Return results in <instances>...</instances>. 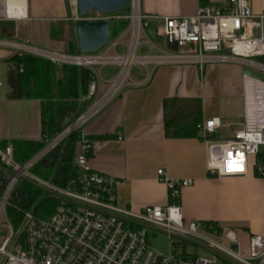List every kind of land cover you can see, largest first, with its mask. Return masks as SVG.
<instances>
[{"label":"built area","instance_id":"built-area-1","mask_svg":"<svg viewBox=\"0 0 264 264\" xmlns=\"http://www.w3.org/2000/svg\"><path fill=\"white\" fill-rule=\"evenodd\" d=\"M13 1L11 4L10 0H0V21L27 17V0ZM67 2L73 12L72 19H92L79 14L76 0ZM140 2L127 1L125 19L129 37L123 52L118 51L122 45L119 36L96 52L46 49L30 44L27 38L17 40L16 33L10 38L0 37V47H8L12 55H36L91 72L83 96L86 104L53 136L43 134L35 153L18 161L10 143L0 146V166L8 172L0 190V226L7 229L0 246L3 254L0 264H264V234L250 233L243 239L237 229L184 218L183 208L175 199L179 189L191 185L193 178H170L158 169L159 181L165 184L169 201L163 206L148 204L131 210L118 203L116 179L91 169L88 164L92 142L83 131L84 125L125 87L132 65L144 67L149 76L161 64L191 63L203 72L206 64L225 61L264 75V0L260 1L259 10L253 8L251 0H216V3L196 6L187 15L162 16L161 33L170 46L176 43L177 49L157 53L151 49L137 52L143 42L141 31L150 25ZM96 18L106 16L96 11L92 20ZM112 65L116 66V73L104 78L103 68ZM241 82L244 115L234 136L210 137L219 124L215 117L202 119L195 125L206 145L205 169L212 176H238L252 170L264 177L261 154L264 151V81L243 73ZM104 83L105 87H101ZM74 132L78 134V141L65 155L70 153V162L77 167L75 177L62 186L32 173L31 169L56 152L63 142L67 147ZM24 178L56 198V208L44 216L26 208L15 229L6 208L17 181ZM148 227L166 234L167 252L162 253L150 244ZM189 248H201L207 255L190 253Z\"/></svg>","mask_w":264,"mask_h":264},{"label":"crops","instance_id":"crops-1","mask_svg":"<svg viewBox=\"0 0 264 264\" xmlns=\"http://www.w3.org/2000/svg\"><path fill=\"white\" fill-rule=\"evenodd\" d=\"M260 1L251 0L255 10L260 9ZM202 2L216 3V0H141L140 7L150 24L145 30L155 36L162 34V16L193 13ZM26 13L27 17L18 21H0V37L10 38L16 33L17 40L27 38L34 46L79 52L76 21L67 0H27ZM126 32L116 36L121 40ZM149 49L153 53L165 50L152 41ZM11 56L8 47H0V146L10 143L14 148L16 143H23L18 155L13 151L14 156L26 159L41 145L42 104L40 98L19 96L17 74L21 67ZM107 67L102 70L104 78L113 73ZM242 74L243 68L238 63L225 61L206 64L202 73L195 64L173 63L158 65L149 76L144 67L130 74L120 93L83 128L92 142L88 164L91 169L116 179L115 194L121 206L139 210L148 204L163 206L168 202L158 169L170 178L194 179L191 185L179 189L175 200L183 208L186 220L212 221L219 227L218 218L237 207L240 199L247 203L252 199L247 185L264 191V177L252 170L238 176L207 174L206 145L198 132L191 137L168 135L190 123L198 111V121L218 119L213 132L223 133L218 139L234 136L244 115ZM163 99L168 100L165 107ZM82 107L79 103L75 110L69 111L64 123ZM174 115H177L175 122L166 130L165 119ZM7 176V170L0 166V190ZM247 229L246 236L264 234V216Z\"/></svg>","mask_w":264,"mask_h":264},{"label":"trees","instance_id":"trees-1","mask_svg":"<svg viewBox=\"0 0 264 264\" xmlns=\"http://www.w3.org/2000/svg\"><path fill=\"white\" fill-rule=\"evenodd\" d=\"M108 23L111 29V38L126 28L128 20L127 18L116 19ZM11 59L21 67L17 74V90L19 96L40 98L42 104V132L44 135L53 136L55 132L68 123H64V120L69 111L75 110V106L79 103L80 106L86 104V99H84L83 96L87 91L86 86L91 79V72L84 67H78L71 64H56L36 55L21 54L19 56L14 54L11 56ZM163 100V106L165 107L168 100ZM79 110L80 109L76 110L75 113ZM196 114L197 115L192 121H190V123H185L182 126L173 129L169 134L167 132V134L173 137H191L197 135L198 131L195 125L199 118L198 111ZM176 118L177 115H174L165 119L164 126L166 127V130L173 124V122H175ZM77 141L78 134L74 132L68 140V151L73 150L72 148ZM23 146V143H16L13 148L15 153L17 154ZM16 154V158L23 161L25 156L20 158L17 156L18 154ZM261 154L264 156V151H262ZM56 156L55 153V156L49 160H46V157L43 158L33 167V171L46 177L53 167ZM70 157V153L64 155L60 167L56 169L51 178L54 182L62 186H65L67 182L70 181V178L75 177L78 173L77 167L70 162ZM13 192L10 195L6 213L9 221L15 229H18L22 218V211L26 208L32 209L33 212L39 216L50 214L56 208V198L47 195L42 191L41 187H38L34 182L27 178L19 179ZM170 200L174 201V199ZM207 223L218 226L217 223L212 221ZM21 236L22 235L20 234L19 239L22 238Z\"/></svg>","mask_w":264,"mask_h":264},{"label":"rangeland","instance_id":"rangeland-1","mask_svg":"<svg viewBox=\"0 0 264 264\" xmlns=\"http://www.w3.org/2000/svg\"><path fill=\"white\" fill-rule=\"evenodd\" d=\"M205 3L206 2H202L201 4H205ZM126 13H127V10H126V6H125V8L121 9V11L113 12V13H110L109 15H105L106 16L105 19L108 22L114 21L116 19H125ZM88 16L92 19L95 18L96 11L90 12ZM61 27H63V26H61ZM123 31H127V26ZM119 34H117V35H119ZM113 37H115V36H112L111 38H109L108 43L111 42V39ZM128 37H129V33L127 31L121 37L122 45H120L118 47V51L123 52L124 43H127ZM140 38H141V40H143V42L140 44V46L137 50L138 53H142V51H145V52L148 51L149 50L148 43H150V41H152L156 44L157 43L161 44L164 47V49H168V47H169V44L167 43V39L165 38V36L163 34H158L157 36H155V35L151 34L150 32H148L147 30H144V31H141ZM104 46H106V44ZM140 69H142V66H140L138 64L132 65L130 68V74L133 75L135 72H137ZM106 70H109V71H111V73L113 72L112 74H114V73H116V66H114V65L108 66L106 68ZM102 86L105 87V83L102 84ZM210 137L221 138V137H223V133L221 134L220 132H215V133L210 134ZM58 150L59 151H57V153H56L57 156L55 157L53 167L51 168V170L49 171V173L45 177L48 180H50L52 178V176L54 175V172L59 167V164H60L62 158L68 152V149L66 147V142H63V144L59 147ZM54 156H55V152L48 155L45 159L49 160L50 158H52ZM31 171H32V173H34L37 176H42L41 174L35 173L33 171V168L31 169ZM42 177H44V176H42ZM247 191L252 196L251 197L252 199H250L248 203L245 199H240L237 207H235L234 209L228 210L226 213H224L223 216H221V218H218V220H217L218 223L220 224V227L222 225L224 227V229L225 228H233V229L239 230V232H241L240 235L243 239L246 238L245 234L248 233V231H249L247 228H249V226L251 224L255 223L256 221L262 220L263 216H264V191H263V189H261V187L259 188L257 186H253V185L249 184V185H247ZM1 221H3V218H1ZM6 235H7V229L0 226V246L2 245L1 243L4 240ZM147 238H148V241L150 242V244L155 249H157L158 251H160L162 253L168 251V238H167L165 233H163L159 230H156L154 228L148 227ZM188 251L189 252L190 251L191 252H197L201 255H207V252H205L201 248L200 249L192 248L191 250L189 248ZM2 258H3V254L0 253V261L2 260Z\"/></svg>","mask_w":264,"mask_h":264},{"label":"water","instance_id":"water-1","mask_svg":"<svg viewBox=\"0 0 264 264\" xmlns=\"http://www.w3.org/2000/svg\"><path fill=\"white\" fill-rule=\"evenodd\" d=\"M127 1L128 0H76V6L77 11H79V14L82 16L95 10L101 14L109 15L110 13L118 12L125 8ZM74 27L76 31V42L80 52H96L108 43L111 34L110 25L105 18H96L92 20L81 17L75 22ZM169 48L171 50H176V43H173ZM243 73L264 81V75L251 68H244Z\"/></svg>","mask_w":264,"mask_h":264},{"label":"bare ground","instance_id":"bare-ground-1","mask_svg":"<svg viewBox=\"0 0 264 264\" xmlns=\"http://www.w3.org/2000/svg\"><path fill=\"white\" fill-rule=\"evenodd\" d=\"M10 3L12 4L11 0H10Z\"/></svg>","mask_w":264,"mask_h":264}]
</instances>
